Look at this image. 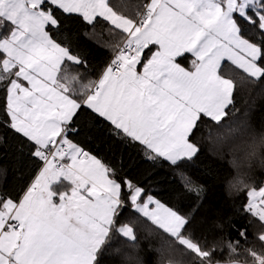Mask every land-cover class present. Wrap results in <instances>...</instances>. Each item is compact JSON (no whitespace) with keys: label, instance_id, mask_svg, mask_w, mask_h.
I'll return each mask as SVG.
<instances>
[{"label":"snow or ice","instance_id":"obj_1","mask_svg":"<svg viewBox=\"0 0 264 264\" xmlns=\"http://www.w3.org/2000/svg\"><path fill=\"white\" fill-rule=\"evenodd\" d=\"M258 89L264 0H0V264H264Z\"/></svg>","mask_w":264,"mask_h":264},{"label":"trees","instance_id":"obj_2","mask_svg":"<svg viewBox=\"0 0 264 264\" xmlns=\"http://www.w3.org/2000/svg\"><path fill=\"white\" fill-rule=\"evenodd\" d=\"M139 0H110V3L113 5L114 9L121 12H131L134 8V5L138 3ZM93 39L97 40L98 43L103 44L105 41L107 42H115V37L110 35L107 30L97 28L95 33L91 34ZM85 45L89 50V56L94 60L95 63L99 65H103V63L108 59L110 53L105 50L104 47H96L95 44L89 43L85 41ZM244 101L247 103L244 105L247 107L249 104L251 105L250 112V122L252 126V135L259 140V138L264 135V91L255 90L249 93L247 90L242 94ZM204 145L207 152L205 158L202 161L198 162L200 166L207 170V173L212 179L208 180V192L207 196L211 203L217 205H224L226 203V193L223 185V181L228 175L229 168L227 165L226 159H221L217 157L211 150V144L208 142L207 137L205 135ZM248 178L249 182L260 185L264 183V145L258 144L256 149V154L252 159V166L250 170H248ZM165 197L169 196V193L163 194ZM180 195L178 193H172L171 198L176 199L177 196ZM183 203H187V201H183ZM248 219H239L237 218V226L240 224H247ZM142 236H147V232L143 229L139 230ZM253 232V236L256 233V229H251ZM253 236L249 237V240H253ZM235 240L237 237L233 233L232 237ZM142 243H146V241H142ZM243 244V240L240 241ZM250 246V245H245Z\"/></svg>","mask_w":264,"mask_h":264}]
</instances>
